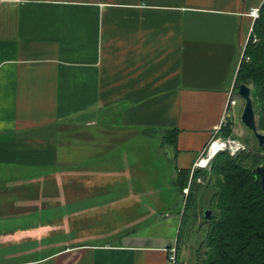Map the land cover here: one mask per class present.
Here are the masks:
<instances>
[{"label": "crops", "instance_id": "obj_1", "mask_svg": "<svg viewBox=\"0 0 264 264\" xmlns=\"http://www.w3.org/2000/svg\"><path fill=\"white\" fill-rule=\"evenodd\" d=\"M263 1L0 0V264H171L174 240L147 233L59 245L92 204L68 178L152 130L192 167L231 97L236 115Z\"/></svg>", "mask_w": 264, "mask_h": 264}, {"label": "rangeland", "instance_id": "obj_2", "mask_svg": "<svg viewBox=\"0 0 264 264\" xmlns=\"http://www.w3.org/2000/svg\"><path fill=\"white\" fill-rule=\"evenodd\" d=\"M249 44L245 45L244 50L250 47ZM244 50L241 60L243 62L249 59ZM243 106L244 100L238 96L237 105L234 107L236 115L234 117L232 115L229 122L215 132L200 156L207 157L210 154L209 146L216 139H229L234 152L230 153L232 149L229 146L214 153L205 166L192 165L190 168L189 181L195 169L206 171L205 178L197 179L200 187L196 194L195 219L185 218L190 210L184 211L190 182L182 178L184 173H180L181 176L178 174L179 170L171 153L172 132L152 130L147 135H140L108 158L84 166L80 173H74V177L68 178L89 184L92 204L90 212L84 210L82 216L73 219V229L59 234L58 244L63 242L112 244L120 242L121 238L129 233H147L174 240V244L170 247L175 253L174 264H200L205 250L204 239L212 221L210 218H205L203 212L206 209H210L213 213L217 211L214 202L217 187L210 173L211 160L221 151L234 156L243 152H255L258 146L252 132L240 120ZM253 108L255 111L254 104ZM242 164L246 168L252 167L254 161L248 159ZM119 172L126 174V177L124 174L113 176ZM128 173L131 174L130 177L127 176ZM118 189L121 192L117 194L118 191L115 193L114 190ZM115 195L120 197L113 200L112 197ZM100 200L104 203L116 201L120 207L98 209L96 207L103 204ZM93 206L96 209H93ZM98 220L101 225L90 224ZM182 222L184 224L181 229ZM179 229H181L180 235Z\"/></svg>", "mask_w": 264, "mask_h": 264}, {"label": "trees", "instance_id": "obj_3", "mask_svg": "<svg viewBox=\"0 0 264 264\" xmlns=\"http://www.w3.org/2000/svg\"><path fill=\"white\" fill-rule=\"evenodd\" d=\"M248 41L246 45L250 47L244 52L249 59L241 61L235 85L236 89L241 83L250 87L257 128L264 133V1ZM248 159L253 160L254 165L246 168L242 162ZM257 165L264 167V144L257 146L255 152L234 156L221 151L211 160L210 173L217 187L214 194L217 211H211L209 217L212 221L204 239L200 264H264V190L254 170ZM190 168L181 169L178 174L184 173L182 178L186 180ZM205 172L195 169L190 181L188 179L189 196L184 211L190 210L186 219L196 218V194L200 187L197 179L205 178Z\"/></svg>", "mask_w": 264, "mask_h": 264}, {"label": "water", "instance_id": "obj_4", "mask_svg": "<svg viewBox=\"0 0 264 264\" xmlns=\"http://www.w3.org/2000/svg\"><path fill=\"white\" fill-rule=\"evenodd\" d=\"M237 95L244 100V106L240 115V120L244 126L252 132L253 136L256 138L258 147L264 144V133L259 131L256 124L255 111L253 108V101L251 96L250 87L244 83L239 84L237 88ZM254 170L260 177L261 186L264 190V167L263 165H257ZM205 218L211 216V210L206 209L203 212Z\"/></svg>", "mask_w": 264, "mask_h": 264}, {"label": "built area", "instance_id": "obj_5", "mask_svg": "<svg viewBox=\"0 0 264 264\" xmlns=\"http://www.w3.org/2000/svg\"><path fill=\"white\" fill-rule=\"evenodd\" d=\"M249 15L253 18H256L258 16V13H259V9L258 8H251L249 10ZM253 41H256V38L253 37ZM243 58V57H242ZM236 103V100L234 97H231L229 99V102L227 104V107L223 113V117H222V123H221V126H224L226 125L230 118H231V107ZM231 141L229 139L227 140H222V139H216L214 141H212V143L210 144L209 146V155L207 157H202V156H199L195 162L193 163V166H196V167H203L207 164L209 158L214 154L216 153L217 151H220V150H225L227 149L229 146L231 147V151L230 153H233L234 150H233V147L231 146ZM237 146V145H236ZM213 147H215V149H212ZM237 149V147H235ZM168 260L171 262V264H174L175 262V253H174V249L173 248H170L169 249V255H168Z\"/></svg>", "mask_w": 264, "mask_h": 264}, {"label": "bare ground", "instance_id": "obj_6", "mask_svg": "<svg viewBox=\"0 0 264 264\" xmlns=\"http://www.w3.org/2000/svg\"><path fill=\"white\" fill-rule=\"evenodd\" d=\"M212 149H215V147H213Z\"/></svg>", "mask_w": 264, "mask_h": 264}]
</instances>
